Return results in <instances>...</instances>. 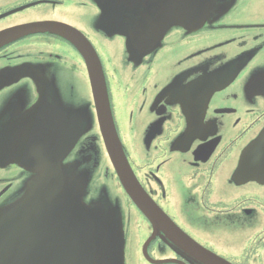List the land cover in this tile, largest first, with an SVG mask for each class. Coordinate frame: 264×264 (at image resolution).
<instances>
[{
    "label": "flooded vegetation",
    "instance_id": "af4514ba",
    "mask_svg": "<svg viewBox=\"0 0 264 264\" xmlns=\"http://www.w3.org/2000/svg\"><path fill=\"white\" fill-rule=\"evenodd\" d=\"M44 21L94 48L163 220L141 213L106 155L85 54L48 31L0 45V212L36 187L45 158L83 206L119 214L124 264H264V0H0V33Z\"/></svg>",
    "mask_w": 264,
    "mask_h": 264
},
{
    "label": "water",
    "instance_id": "95a60500",
    "mask_svg": "<svg viewBox=\"0 0 264 264\" xmlns=\"http://www.w3.org/2000/svg\"><path fill=\"white\" fill-rule=\"evenodd\" d=\"M43 31L63 35L86 55L104 143L116 173L140 210L161 222V214L150 206L125 159L110 116L97 56L84 37L62 24L37 22L0 33V43ZM11 160L21 164V154L17 152ZM38 174L41 183L0 212V264H123L121 229L113 213L83 206L76 186L71 181L68 190L63 186L68 178L59 167L43 166ZM55 205L59 209L57 217L53 215ZM98 229L102 235L97 241L94 230ZM72 236L89 240L88 248L76 252V247L71 246ZM214 263L226 264L220 260Z\"/></svg>",
    "mask_w": 264,
    "mask_h": 264
}]
</instances>
